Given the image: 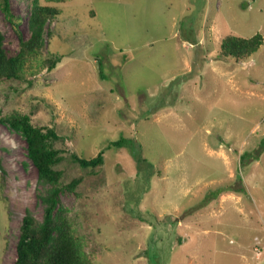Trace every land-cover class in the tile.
I'll use <instances>...</instances> for the list:
<instances>
[{
    "label": "rangeland",
    "instance_id": "1",
    "mask_svg": "<svg viewBox=\"0 0 264 264\" xmlns=\"http://www.w3.org/2000/svg\"><path fill=\"white\" fill-rule=\"evenodd\" d=\"M39 1L58 14L24 78L0 81V111L55 128L61 182L81 178L61 203L92 264H264V40L219 57L226 35L264 39V0ZM8 2L27 39L31 0ZM0 31L15 55L1 7ZM44 191L0 124V264L15 262L25 213L42 219Z\"/></svg>",
    "mask_w": 264,
    "mask_h": 264
},
{
    "label": "trees",
    "instance_id": "2",
    "mask_svg": "<svg viewBox=\"0 0 264 264\" xmlns=\"http://www.w3.org/2000/svg\"><path fill=\"white\" fill-rule=\"evenodd\" d=\"M0 7L19 36L18 51L10 56L4 48V36L0 31V81L22 80L27 63L39 59L45 34L49 35L47 25L54 20L58 9L52 4L31 0L27 17L30 34L24 39L18 31L20 18L14 21L8 0H0ZM263 40L260 33L251 37L226 35L219 44V57L236 61L247 59L259 49ZM59 60L52 55L42 62V66L51 71ZM0 124L23 137L27 157L37 170L38 182L45 186L44 194L39 196L44 205L42 219L27 211L21 220L14 264H92L83 241L73 231L68 208L61 203V194L66 190L73 192L81 178H73L66 184L61 182L63 171L58 166L66 158V150L55 146L60 138L55 128L36 125L28 114L18 110L7 114L0 111ZM68 157L83 169H94L103 164L102 152L90 159L80 158L72 152Z\"/></svg>",
    "mask_w": 264,
    "mask_h": 264
}]
</instances>
